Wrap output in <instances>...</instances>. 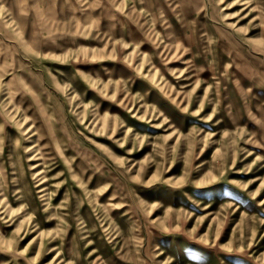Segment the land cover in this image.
<instances>
[{
	"label": "rangeland",
	"instance_id": "1",
	"mask_svg": "<svg viewBox=\"0 0 264 264\" xmlns=\"http://www.w3.org/2000/svg\"><path fill=\"white\" fill-rule=\"evenodd\" d=\"M0 264H264V0H0Z\"/></svg>",
	"mask_w": 264,
	"mask_h": 264
},
{
	"label": "bare ground",
	"instance_id": "2",
	"mask_svg": "<svg viewBox=\"0 0 264 264\" xmlns=\"http://www.w3.org/2000/svg\"><path fill=\"white\" fill-rule=\"evenodd\" d=\"M132 229V228H131Z\"/></svg>",
	"mask_w": 264,
	"mask_h": 264
}]
</instances>
